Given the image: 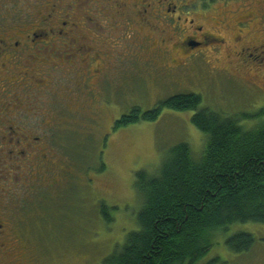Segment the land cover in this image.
I'll return each instance as SVG.
<instances>
[{"label":"flooded vegetation","instance_id":"obj_1","mask_svg":"<svg viewBox=\"0 0 264 264\" xmlns=\"http://www.w3.org/2000/svg\"><path fill=\"white\" fill-rule=\"evenodd\" d=\"M3 1L0 264L24 249L17 236L26 229L28 189L37 198L70 186L59 174L49 185L41 169L61 171L64 179L71 175L69 158L53 161L54 150L45 142L60 138V119L69 120L70 113L83 118L87 104L101 109L106 87H138L139 79L151 81V87H183L181 73L219 71L221 80L235 81L233 71L264 70V0ZM207 8L221 12L216 27L205 25ZM260 23L263 39L256 42L252 37ZM223 50L228 68L213 66L221 62ZM203 81L209 83L207 77ZM39 104L44 107L36 111ZM45 117L57 120L56 130L29 131V124L38 125ZM33 152L38 183L27 185L24 165L32 162Z\"/></svg>","mask_w":264,"mask_h":264},{"label":"rangeland","instance_id":"obj_2","mask_svg":"<svg viewBox=\"0 0 264 264\" xmlns=\"http://www.w3.org/2000/svg\"><path fill=\"white\" fill-rule=\"evenodd\" d=\"M3 4L1 0L0 6ZM204 12L206 27H216L221 12H214V8ZM261 27L262 23L256 24L253 41L263 39ZM226 39H231L229 33ZM219 56L221 62H213V66L228 68L225 50ZM232 73L235 81L221 80L219 71L202 74L191 71L185 76L181 73L183 87H151V81L142 79L136 81L138 87H123L122 90L121 87H106L107 100L101 109L87 104L83 118L70 113L67 114L69 120L60 119V138L45 142L54 150L51 155L55 159L52 156L50 159L62 163L63 158H69L73 164L71 175L64 179L61 171L51 174L45 165L41 169L49 185H53L59 174L60 180L70 186L61 193L44 192L37 198L30 197L31 188L28 189L26 229L23 235L17 236L24 249L17 252V257H8L1 264H102L121 249L127 236L139 230L137 216L142 203L135 189L137 173L145 171L155 175L168 152L180 144L189 145L195 158H201L205 136L192 124L195 112L191 111L165 110L157 122H141L118 131L113 130L115 122L134 108L148 112L173 96L193 93L202 96V108L236 119L246 129L256 128L264 122L261 115L264 110V70ZM206 77L209 79L207 84L203 81ZM40 106L44 107V104H39L36 111ZM69 109L76 111L74 106ZM56 122L45 117L38 125L29 124L28 129L32 133L45 132L54 126L56 130ZM34 143V147L40 146V142ZM32 155V162L24 165L29 170L25 174L27 185L38 183L35 181L38 171H34L37 155L35 152ZM102 205L114 219L112 224L104 220ZM237 233L254 237L251 251L239 255L226 247V237ZM226 237H220L199 264L215 259L223 264H264L263 224L235 225Z\"/></svg>","mask_w":264,"mask_h":264},{"label":"trees","instance_id":"obj_3","mask_svg":"<svg viewBox=\"0 0 264 264\" xmlns=\"http://www.w3.org/2000/svg\"><path fill=\"white\" fill-rule=\"evenodd\" d=\"M201 105L202 96L179 94L148 112L134 108L115 122L118 131L157 122L165 110L195 112L191 121L205 136V148L197 159L189 145L180 144L155 175L137 173L139 230L102 264H199L233 226L264 225V122L246 129ZM105 207L102 216L112 224ZM254 242L252 235L237 233L226 237L225 245L240 255L251 251ZM207 264L223 263L215 259Z\"/></svg>","mask_w":264,"mask_h":264}]
</instances>
